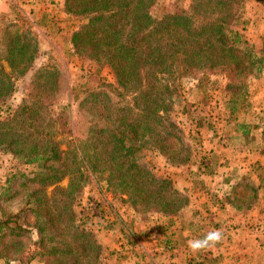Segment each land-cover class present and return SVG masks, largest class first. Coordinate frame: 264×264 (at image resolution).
<instances>
[{"label": "trees", "instance_id": "16d2710c", "mask_svg": "<svg viewBox=\"0 0 264 264\" xmlns=\"http://www.w3.org/2000/svg\"><path fill=\"white\" fill-rule=\"evenodd\" d=\"M155 1L65 0V12L76 21L71 51L93 65L110 66L115 76L86 92L92 71L81 75L86 80L72 101L86 93L80 104L89 101V136L68 148L57 134L62 124H71L72 103L64 95L74 89H61L66 77L58 68L35 66L39 39L17 35L16 21L4 26L5 59L12 72L0 63V108L17 97L18 81L25 89L0 118V149L16 160L0 196V259L106 264L96 232L75 207L96 174L114 195L126 196L137 213L169 216L187 205V196L169 177L141 161L142 149L151 143L168 162H187L191 149L173 117L183 78L205 83L220 75L234 103L264 66V38L258 54L239 28L247 0H193L191 9L170 0L161 17L153 15ZM32 28L47 32L37 23ZM65 178L67 186L61 185ZM10 201H18L17 210L4 206Z\"/></svg>", "mask_w": 264, "mask_h": 264}, {"label": "rangeland", "instance_id": "374dc122", "mask_svg": "<svg viewBox=\"0 0 264 264\" xmlns=\"http://www.w3.org/2000/svg\"><path fill=\"white\" fill-rule=\"evenodd\" d=\"M168 1H155L152 9L155 17L164 14ZM180 4L191 9L193 0H180ZM33 10L34 13H31ZM65 11V0H0V63L4 66L3 70L12 72L11 65L5 59L7 46L2 40L6 24L16 21L17 35L25 32L39 39L40 54L34 60L35 66L46 64L58 68L61 76L66 77V85L64 83L61 89L70 86L74 89L71 96L64 95L66 101L72 103L71 124H62L57 134L62 147L68 148L73 144H82V140L89 136L90 122L86 107L89 101L80 104L86 93H80L72 101L78 84L86 80L81 75L92 71L86 92L98 89L104 78L114 81L115 76L110 66L93 65L71 51L70 42L76 21ZM34 23L38 24L39 29L45 26L47 32L35 31L32 28ZM14 28L9 30L13 33L16 31ZM239 28L248 43L261 54L264 0L246 1ZM182 85L184 92L174 108L173 117L184 132L191 158L187 162L180 160L170 163L149 143L142 149L141 161L157 175L169 177L187 196V205L178 214L169 216L154 212L137 213L126 196L114 195L108 189L100 174L92 176L76 202L75 207L82 219L97 234L106 264H151L154 261L157 264H176L180 260L179 264H210V260L215 264H227L236 257L239 259L233 264H244L249 252L227 249L233 236L229 231L263 230L264 222L253 221L257 214H262L264 220V66L249 78L244 97L234 103L226 90V80L220 75H212L205 83L185 77ZM24 89L23 81H18L17 97L2 104L0 118H4L19 103ZM15 165V158L0 149V196ZM22 170L28 172L26 168ZM68 182L69 179L65 178L61 185L67 186ZM4 206L15 211L18 201L5 202ZM227 211L232 215L225 220L222 214ZM1 213L0 209V217ZM236 217L239 220H230ZM215 229L223 233L222 241L215 246L219 251L210 250L212 247L193 254L187 242L203 238L207 232ZM159 242L163 246L156 245ZM175 242H180V247L189 254L187 257L186 252L182 251L177 255L179 260L172 262L169 255L173 251L169 247ZM261 244L264 246V243ZM259 249L261 252L256 258L264 264V247ZM216 254L225 257L217 259L219 256L215 257ZM0 264L18 262L0 259ZM30 264L43 262L34 259Z\"/></svg>", "mask_w": 264, "mask_h": 264}, {"label": "crops", "instance_id": "0c3cea01", "mask_svg": "<svg viewBox=\"0 0 264 264\" xmlns=\"http://www.w3.org/2000/svg\"><path fill=\"white\" fill-rule=\"evenodd\" d=\"M222 215H223V218H225V220L226 219L228 220V218L232 214L227 211V212H225ZM262 217H263L262 214L255 215L253 222L254 223H256L257 221L259 223L264 222V220H263ZM238 218L239 217H236L235 219H230V220L233 221V222H235L236 219L239 220ZM229 232H231V234H233V236L231 238V241H229V243L227 244L228 245L227 249L229 248L230 251L232 249H235L237 252H249V253L246 254V257L244 258V260H245L244 261V264H262L260 261H258V259L256 257L258 256L259 252H261V250L259 248L260 247H264L261 244V243H264V226H263V230H260V231H257V230H255L253 228H250L249 230H244V232H238V233H235V231H229ZM156 245L163 246L162 243H160V242H159V244H156ZM180 246H181V243L180 242L179 243L175 242L174 245H171L169 247L170 250H171V252L173 251V253H170V255H169L170 259H172L171 260L172 262L179 260V259H177V255L179 256V253H182V251H185L186 252L185 254H187L186 256L188 257V254L189 253H187V251L184 250L183 248H181ZM156 249H158V248H156ZM210 250H212L214 252L219 251L216 247H213ZM165 252H166V249H165ZM165 252H164V255H165ZM220 252L224 253L223 250H221ZM214 256L217 257L219 255L216 254ZM250 256H252L253 258H251ZM224 257H225L224 255H221L220 254V256L217 259H223ZM153 259L154 258L152 256V260ZM238 259H239V257H236L235 258L236 261H238ZM150 260H149V262H150ZM235 260L233 261L234 263H236ZM180 261H178V263H176V264H179ZM233 262H229L227 264H233ZM151 264H157V263L154 261V263H151ZM186 264H189V263H186ZM210 264H215V263H211V260H210ZM220 264H226V263H222L221 262Z\"/></svg>", "mask_w": 264, "mask_h": 264}, {"label": "clouds", "instance_id": "9594fccd", "mask_svg": "<svg viewBox=\"0 0 264 264\" xmlns=\"http://www.w3.org/2000/svg\"><path fill=\"white\" fill-rule=\"evenodd\" d=\"M223 239V233L219 229L207 232L203 238L192 239L187 242V246L193 254H198L204 250L215 247Z\"/></svg>", "mask_w": 264, "mask_h": 264}]
</instances>
